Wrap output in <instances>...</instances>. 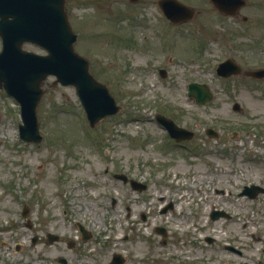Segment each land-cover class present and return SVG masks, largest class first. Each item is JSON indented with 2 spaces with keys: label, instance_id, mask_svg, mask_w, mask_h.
<instances>
[{
  "label": "rangeland",
  "instance_id": "rangeland-1",
  "mask_svg": "<svg viewBox=\"0 0 264 264\" xmlns=\"http://www.w3.org/2000/svg\"><path fill=\"white\" fill-rule=\"evenodd\" d=\"M157 1L65 0L76 52L121 106L95 126L74 88L48 76L37 105L42 140L26 142L18 102L0 89V264H108L115 253L122 264H264V193L240 194L264 186V79L215 72L226 57L264 68V0H245L235 17L209 0H180L196 12L177 24ZM192 81L213 99L195 103ZM157 113L194 137L174 144Z\"/></svg>",
  "mask_w": 264,
  "mask_h": 264
},
{
  "label": "water",
  "instance_id": "water-1",
  "mask_svg": "<svg viewBox=\"0 0 264 264\" xmlns=\"http://www.w3.org/2000/svg\"><path fill=\"white\" fill-rule=\"evenodd\" d=\"M134 1V0H133ZM212 5L225 14L233 15L245 4V0H210ZM65 0H0V88L13 96L20 104L22 122L18 125L19 136L24 141L40 142L37 120V105L43 95L42 84L47 76L56 78L53 83L74 87L91 126L107 115L115 114L120 106L110 94L107 86L98 81L89 70V61L74 49L77 35L73 32L65 10ZM163 14L173 23L186 21L193 17L195 10L178 0H158ZM25 42L36 44L47 51L39 54L23 48ZM165 75L164 70H160ZM217 73L223 77L241 73V68L231 59H225L217 66ZM245 75L256 78L264 77V69L247 70ZM188 95L198 104H204L213 98V93L205 83L190 82L187 85ZM233 109L238 110L239 104L234 103ZM156 119L168 130L171 137L182 140L189 139L193 132L178 126L173 120L157 114ZM210 136L217 133L207 128ZM117 178L127 180L123 174H115ZM133 188L142 189L141 185L130 180ZM264 188L252 184L245 186L241 194L254 197ZM164 208L162 211H165ZM24 206L22 215H26ZM211 218L224 216L221 211L213 210ZM82 238L87 239L88 233L78 224ZM156 231L165 236L162 227ZM49 242L58 239L56 234H48ZM62 262L64 260H61ZM120 254H113L109 264H122ZM247 264V263H242Z\"/></svg>",
  "mask_w": 264,
  "mask_h": 264
},
{
  "label": "flooded vegetation",
  "instance_id": "flooded-vegetation-1",
  "mask_svg": "<svg viewBox=\"0 0 264 264\" xmlns=\"http://www.w3.org/2000/svg\"><path fill=\"white\" fill-rule=\"evenodd\" d=\"M243 68V67H242ZM245 69H249V68H244V70ZM232 77H235V76H231V77H228V78H226L225 79V81H227L229 78H232ZM238 77H247V76H245V75H241V76H238ZM247 78H250V79H253V78H251V77H247ZM235 102V101H234ZM157 125L158 126H160L161 127V125L159 124V123H157ZM188 128V127H187ZM174 143H176V144H178V145H185V143H186V141H178V142H175L173 139H171Z\"/></svg>",
  "mask_w": 264,
  "mask_h": 264
},
{
  "label": "bare ground",
  "instance_id": "bare-ground-1",
  "mask_svg": "<svg viewBox=\"0 0 264 264\" xmlns=\"http://www.w3.org/2000/svg\"><path fill=\"white\" fill-rule=\"evenodd\" d=\"M48 177H46L45 179H44V182H48V179H47ZM132 258H134V259H136L135 257H132Z\"/></svg>",
  "mask_w": 264,
  "mask_h": 264
}]
</instances>
